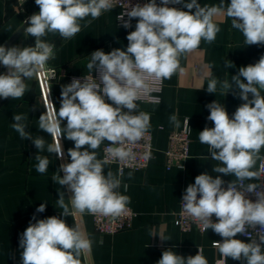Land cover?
Segmentation results:
<instances>
[{
    "label": "clouds",
    "instance_id": "obj_1",
    "mask_svg": "<svg viewBox=\"0 0 264 264\" xmlns=\"http://www.w3.org/2000/svg\"><path fill=\"white\" fill-rule=\"evenodd\" d=\"M35 4L39 12L25 21L29 25L25 36L35 38L34 46L0 45V65L7 69L0 74V99L23 98L29 91L26 79L54 77L47 62L55 59V44L43 38L49 33H58L66 40L73 38L81 31L80 21L91 17L84 24L87 27L103 12L112 10L114 0H35ZM169 5H182V8ZM127 9L118 20L123 21L125 29L132 27V19L136 18L137 23L126 37V50L92 52L87 64L91 75L83 80L73 78L62 86L59 109L49 99L50 91L46 95L45 112L39 116L38 129L50 134L51 143L46 145L43 137L34 138L26 131V115L13 116L12 128L22 140H31L38 152L46 147L48 153L63 160L61 139L66 137L74 142V147L67 150L70 162L61 163L51 177L55 184L71 193L66 203V192H58L56 204L62 209L63 217L75 218L87 212L109 217L114 222L128 214L130 197L118 191L122 169L117 174L111 170L105 174V166L112 162L130 166L136 160L133 148L151 128L150 114L138 111L137 102L161 103L160 97L152 93L161 91L163 81L177 72L186 74L180 65L182 56L199 49L202 40L209 44L216 40L221 30L218 18H231V26L242 32L247 46L264 45V0H230V3L220 0L218 5L211 6H201L198 0H160L159 4L157 0H148L143 5H128ZM224 67L235 65L226 59ZM212 68L204 65L203 76L212 77ZM218 85L223 97L232 92L243 103L231 117L221 102L207 104V120L214 126H205L198 138L208 146L210 157L206 158L218 162L212 171L235 179L224 187L225 181L219 175L215 178L208 173L197 175L194 184L184 191L181 215L199 222L202 230L212 229L218 234L222 240L213 241V247L223 257L246 264H264V185L259 182L264 179V156L260 154L264 148V95H261L264 55L256 63L240 67L230 81L209 79L207 92L215 94ZM203 87L201 84L198 89ZM169 120L175 127L180 126L176 114ZM64 121L66 125L62 127ZM105 141L110 142L105 156L98 158L96 150ZM151 158L149 146L144 159ZM35 159L36 171L47 172L49 158L37 154ZM257 161L259 170H253ZM246 180L257 183L245 184ZM127 187L124 184L125 191ZM247 193L256 196L255 202L246 197ZM45 210L46 203H41L36 212ZM213 215L217 222H213ZM248 228L257 230L258 239L249 238L251 242L246 243L235 238L237 234L249 237ZM160 238L167 241L162 235ZM19 247L21 264H81L80 257L91 253L92 240L79 224L70 227L59 216L37 220L33 215L20 235ZM157 264H208V261L203 249L198 247L197 254L187 258L172 249L165 250Z\"/></svg>",
    "mask_w": 264,
    "mask_h": 264
},
{
    "label": "crops",
    "instance_id": "obj_2",
    "mask_svg": "<svg viewBox=\"0 0 264 264\" xmlns=\"http://www.w3.org/2000/svg\"><path fill=\"white\" fill-rule=\"evenodd\" d=\"M159 2L160 0H157L158 4ZM198 3L201 6L205 4L211 6L218 5L220 0H198ZM225 3H230V0H225ZM178 8H182V5ZM38 11L39 7L35 0H0V45H4L25 20ZM119 12L120 8L113 6L112 10L103 12L99 18L84 27L87 20L91 19L87 17L80 21L81 31L71 39H63L58 33H49L43 38L46 42L55 44V59H50L48 64L55 67L59 75L48 89L50 100L57 109L60 107L62 86L71 83L73 78L81 79L91 75L87 64L90 62L92 52L102 49L108 53L115 48L126 50L128 44L126 37L129 32L135 30L137 19H132V27L125 29L118 23ZM217 24L221 30L213 43L209 44L202 40L199 49L180 58V65L186 69V74L182 76L177 72L171 79L163 81L161 91L156 93L161 99L159 105L143 100L137 102L138 111L147 112L151 117L150 131L153 134L154 157L145 170L126 168L122 171V184L118 191L130 197L128 205L132 207L135 215L129 228L114 234L97 232L93 215L87 212L75 218L61 216L62 209L56 204V200L59 199L58 192H66V203L71 193H68L66 188L62 189L58 183L55 184L51 177L61 163L70 162L67 150L74 147V142L66 137L61 139L65 152V157L61 160L57 159L54 153H48L46 147L44 151L38 152L31 140H22L12 128L14 114L26 115L28 117L26 131L34 138L43 137L46 145L52 142L50 134L38 129L39 116L45 112L46 97L41 77L25 80L29 91L23 98L0 99V264H21L22 249L19 247V239L29 226L33 215L37 220L55 215L64 219L70 227L74 224L81 226L92 240L91 253L80 257L81 264H157L165 250L172 249L178 255L187 258L190 255L195 256L198 247L203 249L208 264H246L230 257H223L213 247V241H220L221 237L212 229L204 232L197 229L182 230L175 222L180 199L186 187L194 184L197 175L208 173L214 178L219 175L225 184L235 179L212 171L218 162L206 158L210 157L208 146L201 144L198 137L205 126H214L213 122L207 120L209 115L207 104L215 100L221 102L231 117L243 101L232 92L223 97L219 85L215 94L208 93L206 89L209 79L230 81L231 76L238 74L240 67L254 64L261 55H264V45L247 46L244 43L242 32L231 26V18H218ZM34 44L35 38L26 37L24 31L10 47L22 48ZM226 59L232 61L235 67L225 68ZM204 65L213 66L212 77L203 76ZM6 72L7 69L0 65V74ZM95 74L93 71L92 75ZM201 84L204 87L198 89ZM261 95H264V91ZM249 97L251 98V94ZM172 114L177 115L180 122L178 128L169 120ZM65 125L66 121L62 123V127ZM184 127L189 130L190 156L183 166L168 168L165 150L169 135L172 131ZM106 142L96 150L98 158H103ZM37 154L47 156L50 160L48 171L43 174L36 171ZM260 154H264V148ZM258 164L259 161L253 170H258ZM105 167V174L108 170L114 174L120 171L116 163H110ZM129 172L132 173L131 178ZM60 175L63 176V172ZM245 183L257 181L246 180ZM124 184L128 186L127 191ZM41 203H46V210L37 213L36 209ZM161 235L167 241H162ZM235 238L248 243L240 234Z\"/></svg>",
    "mask_w": 264,
    "mask_h": 264
},
{
    "label": "built area",
    "instance_id": "obj_3",
    "mask_svg": "<svg viewBox=\"0 0 264 264\" xmlns=\"http://www.w3.org/2000/svg\"><path fill=\"white\" fill-rule=\"evenodd\" d=\"M147 2L148 0H114V6H117L120 8V12L118 14V17H119L124 14L128 5L134 6L137 3L143 5L144 3H147ZM169 6L180 7L181 5H169ZM127 10L130 11V7ZM127 19L128 17L125 16L124 20H127ZM118 23L123 26V21L118 20ZM47 68L52 69L53 73H55V76L51 77L50 79L47 76H44L46 85L47 87H49V85L57 79L59 74H58V70L55 67L49 65L48 62H47ZM96 75L97 73L94 75V77H96ZM81 80H83V78H81ZM156 93L157 92H153L152 95L157 96ZM108 143L110 142L107 141L104 145L103 157L105 156V148L108 147ZM149 146L151 150V156L153 158L154 157V143H153V134L150 130H149V134L138 145H136L133 148V151L136 153V160L130 166L122 165L119 162H112V163H116L119 166L120 170L122 169V171L126 168L145 170L149 167L151 160H152V158L144 159V155L149 150ZM189 149H190V137H189L188 128L184 127L182 129L172 131L169 135L168 146L165 150L166 166L168 168L173 167V166H179V167L183 166L185 164V161L190 156ZM261 156H264V154H262ZM258 170H259V164H258ZM259 182L262 185H264V179H262ZM226 186L227 184L224 185V187ZM246 197L251 199L253 202H255L256 200V196L252 193H247ZM181 200H182V197L180 199L179 209L178 211H176V214H175L176 224L182 230L197 229L200 232H204L205 230H202V225H200L199 222L195 221L193 218L189 216L181 215V212H182ZM127 207L129 209L128 214L118 218L114 222L109 217L93 216L95 230L99 232L100 234H114L116 232L129 228L132 225L135 212L130 205H127ZM212 219H213V222H217L214 215ZM241 236L245 238L248 242H251L250 239H258V232L254 228H248L249 237L243 236V235Z\"/></svg>",
    "mask_w": 264,
    "mask_h": 264
},
{
    "label": "water",
    "instance_id": "obj_4",
    "mask_svg": "<svg viewBox=\"0 0 264 264\" xmlns=\"http://www.w3.org/2000/svg\"><path fill=\"white\" fill-rule=\"evenodd\" d=\"M39 12V11H38ZM37 12V13H38ZM29 18V17H28ZM28 18L25 20L27 21ZM29 25L27 23H23L19 29L6 41V43L3 45L5 46L6 48H9L11 46V44L13 42H15L17 40V38L25 31V29L28 27ZM42 78V82L44 84V89H45V94L47 95L49 93V90H48V87L46 85V82L44 80V77H41ZM49 99H50V95H49Z\"/></svg>",
    "mask_w": 264,
    "mask_h": 264
}]
</instances>
